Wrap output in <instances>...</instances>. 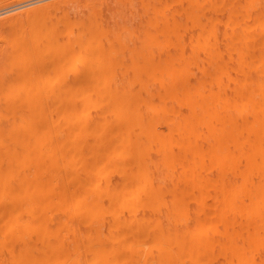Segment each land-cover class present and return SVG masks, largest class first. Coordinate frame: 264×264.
<instances>
[{"label": "bare ground", "instance_id": "1", "mask_svg": "<svg viewBox=\"0 0 264 264\" xmlns=\"http://www.w3.org/2000/svg\"><path fill=\"white\" fill-rule=\"evenodd\" d=\"M0 264H264V0L1 19Z\"/></svg>", "mask_w": 264, "mask_h": 264}, {"label": "rangeland", "instance_id": "2", "mask_svg": "<svg viewBox=\"0 0 264 264\" xmlns=\"http://www.w3.org/2000/svg\"><path fill=\"white\" fill-rule=\"evenodd\" d=\"M59 0H0V20L16 13H20L27 9L38 7L45 4L54 3ZM107 3L112 4L114 0H106ZM84 12V8H79ZM87 10V9H86Z\"/></svg>", "mask_w": 264, "mask_h": 264}]
</instances>
